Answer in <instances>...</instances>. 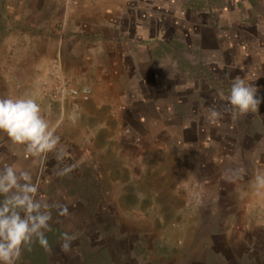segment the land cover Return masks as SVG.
<instances>
[{"label": "rangeland", "instance_id": "1", "mask_svg": "<svg viewBox=\"0 0 264 264\" xmlns=\"http://www.w3.org/2000/svg\"><path fill=\"white\" fill-rule=\"evenodd\" d=\"M81 3L0 0V65L16 71L12 50L23 30L36 44L45 34L53 47L76 22L86 28ZM144 5L149 23L138 21L142 30L135 34L144 40L158 32L164 39L152 52L168 60L159 69L166 80L161 92L154 86L156 71L143 61L149 81L126 96L120 128L108 121L109 137L60 123L62 160L53 152L46 163L34 162L23 146L0 133V169L15 165L30 171L52 216L45 232L49 248L33 243L18 264H264V193L254 187L255 176L264 174V102L257 112L239 115L227 99L240 78L264 98V0H146ZM214 21L216 41L205 30L201 37L193 34L201 32L202 22ZM122 26L135 29L128 21ZM184 38L195 52L200 45L203 54L222 49L219 64L201 61L206 73L197 92L195 86L175 90L172 84L186 80L175 69L191 73L189 78L195 72L187 70L184 50L175 44ZM1 81L0 98L32 95L42 107L39 77L25 91L17 85L6 89ZM159 93L176 95L161 100ZM197 93L204 99L193 98ZM186 108L194 115L179 114ZM209 109L221 113L218 122H209ZM57 205H66L69 215H60ZM64 233L72 237L67 253L61 250Z\"/></svg>", "mask_w": 264, "mask_h": 264}, {"label": "crops", "instance_id": "2", "mask_svg": "<svg viewBox=\"0 0 264 264\" xmlns=\"http://www.w3.org/2000/svg\"><path fill=\"white\" fill-rule=\"evenodd\" d=\"M145 2L146 0H84L81 5L87 12V27L76 22L70 27L68 34L56 41L53 47L50 39L47 38L49 43L46 41L45 34L38 37L36 44L34 37L23 30L24 35L19 43L14 41L16 45L12 50L11 66H16V71L13 72L12 68L10 72L5 71L4 66L0 65V78L8 83L6 89H14L17 85L24 91L29 90L39 77L38 84L41 85L43 97L45 96L42 109L46 119L60 122L61 125L69 123L72 130L79 126L80 130L93 131L96 135L106 132L105 136L109 137L111 127L108 121H116L115 129L120 128V107L126 108V96L137 86L149 81L148 78L145 80L140 69L143 61L151 72L154 71L153 68H157L158 63L168 64L167 59H158L152 53L153 49L164 43L158 32L144 40L136 37L135 31L142 30L141 26L140 29L135 26L138 21L141 25L149 23ZM93 3L94 7L91 6ZM125 21L135 29L123 28ZM153 42L155 47L151 45ZM57 55L61 57L66 75L79 86L91 89L88 102H55L50 98L51 83L46 72L49 60ZM14 73L18 78L14 77ZM108 112L112 114L111 117ZM78 118L81 119L78 121ZM76 121L78 122L75 123Z\"/></svg>", "mask_w": 264, "mask_h": 264}, {"label": "clouds", "instance_id": "3", "mask_svg": "<svg viewBox=\"0 0 264 264\" xmlns=\"http://www.w3.org/2000/svg\"><path fill=\"white\" fill-rule=\"evenodd\" d=\"M258 89L244 79H236L227 97L233 113L245 115L257 112L264 98L258 96ZM40 103L32 95L0 98V133L14 144L25 148L27 155L39 164L46 163L49 153L55 152L62 160L64 153L58 149L60 137L56 134L60 122L53 123L45 118ZM210 123L221 119V113L209 109ZM254 187L258 194L264 193V174H257ZM0 264H18L25 248L38 243L49 248L46 231L51 230L50 205L40 195V185L33 182L32 173L7 165L0 169ZM60 215L68 216L66 205H57ZM61 250H71L72 237L63 234Z\"/></svg>", "mask_w": 264, "mask_h": 264}, {"label": "trees", "instance_id": "4", "mask_svg": "<svg viewBox=\"0 0 264 264\" xmlns=\"http://www.w3.org/2000/svg\"><path fill=\"white\" fill-rule=\"evenodd\" d=\"M212 17L215 18V15L212 14ZM214 23H215V21L212 22V23L202 22L200 24V26L202 27L201 32L197 33L195 31L196 33L193 32V34H195V36L201 37V36H203V33H202L203 30H205L207 32L206 33L207 37L210 38V39H212V40H215L216 41L217 38H218V35H219V28H216L215 25H214ZM176 41H180V43L179 42H176ZM176 41H175L176 47L179 48V50H182V51L184 50L185 60L187 62H189V63H187V62L185 63V64L188 65V69L187 70H190V71L195 70V72L192 74L193 76L191 78H189L188 75H191V73H188V75H187V73L185 71H183L182 69H178V68L175 69L176 75H182L186 80L183 83H177V82L174 81L172 83L173 84V87L176 90L182 84L185 87H187V86H189V87L195 86L194 89L197 92L198 89L196 87L199 86V85H201V83L203 82V78L202 77L206 73V71L203 68L204 65H202L201 61L202 60H205V59L206 60H209V61L214 60V61H216L217 64H219L218 61H217V54L220 52V50H222L221 49V46H219L218 48H214V47L212 48L211 47V49H209V51H208V54H206V53L203 54V52H205V51H203V47H201V45H200L199 52L193 51V49H194L193 48V46H194L193 45V42L192 41H189L187 38H184V40H183L182 43H181V40L180 39L179 40H176ZM200 48H201L202 51H200ZM176 55H174V56H176ZM177 62L178 61H176V63ZM194 62H195V64L196 63L199 64L197 69H194V67L191 66V64H193ZM162 65H163L162 63H158L156 65L157 68H153V70L156 71V75H157L156 78H154V82H155L154 86H155L156 90L157 91H160V92L163 89L162 87H163V85H164V83L166 81L162 76L161 77L159 76V74H160V72H159L160 70L159 69H160V67ZM140 69H141L142 75L144 76V78L146 80L148 78V76H147V72L143 68V65L142 66L140 65ZM169 84H170V82H169ZM175 95L176 94L174 93L171 96H166L164 94L159 93V98L161 100L162 99H171V98L174 99L175 98ZM193 98H196V99H199V100L204 99L203 96H202V94H199V93H197V96H195ZM176 104H178L180 107L184 106L183 104H179L178 102ZM192 106H193V104H192ZM194 113H195V111L193 109L186 108V111L184 113H179V114H181V115L183 114L182 116L185 117V116H193Z\"/></svg>", "mask_w": 264, "mask_h": 264}, {"label": "built area", "instance_id": "5", "mask_svg": "<svg viewBox=\"0 0 264 264\" xmlns=\"http://www.w3.org/2000/svg\"><path fill=\"white\" fill-rule=\"evenodd\" d=\"M46 75L51 83L50 98L53 101L80 100L88 102L90 100L91 89L88 86H79L66 75L60 56H54L49 60Z\"/></svg>", "mask_w": 264, "mask_h": 264}]
</instances>
